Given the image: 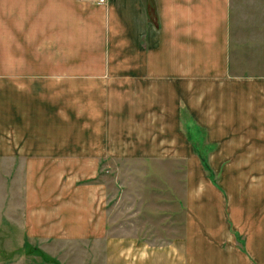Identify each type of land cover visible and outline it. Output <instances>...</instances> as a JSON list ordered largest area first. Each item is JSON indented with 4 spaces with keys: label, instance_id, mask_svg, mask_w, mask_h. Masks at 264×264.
<instances>
[{
    "label": "crops",
    "instance_id": "1",
    "mask_svg": "<svg viewBox=\"0 0 264 264\" xmlns=\"http://www.w3.org/2000/svg\"><path fill=\"white\" fill-rule=\"evenodd\" d=\"M98 3L0 0V86H9L0 98V157L23 162L24 229H54L58 239L103 238L105 264H264V125L233 120L257 117L264 78L232 77L226 70L229 0H108L107 8ZM34 73L50 76L35 85L77 86L68 91V106L78 109L75 103L87 93L92 112L73 122L75 117L59 115L70 110L65 105L52 112L40 105L34 115L32 95L12 89L32 90ZM180 102L186 103L187 119L195 116L207 126L175 122L172 116L185 118ZM81 119L84 139L75 137ZM34 123H40L36 132ZM224 131L230 136L218 137ZM200 133L208 145L218 143L211 164L224 167L229 188L215 193L203 173L197 189L192 177L190 198L200 202L189 214L199 216L169 224L182 230L169 245L139 243L140 234L112 240L107 189L81 180L114 157L152 156L174 143L179 156L201 166L193 142ZM215 194L216 212L223 215L208 221L205 199Z\"/></svg>",
    "mask_w": 264,
    "mask_h": 264
},
{
    "label": "rangeland",
    "instance_id": "2",
    "mask_svg": "<svg viewBox=\"0 0 264 264\" xmlns=\"http://www.w3.org/2000/svg\"><path fill=\"white\" fill-rule=\"evenodd\" d=\"M100 4L106 8L109 6L108 0ZM4 8L0 4V14L5 12ZM228 23L230 47L225 55L226 70L232 77L241 73L264 78V0H229ZM40 77L50 76L34 73L32 90L29 86L12 88L17 91V95L21 93L32 95L34 115H40L38 113L41 112L40 105L45 106L50 112L55 111L62 104L65 105L70 110H65L59 115L75 117L73 122L78 121L77 115H88L92 112L88 108V101H84L89 97L87 93H82V101L75 103L79 106L78 109L72 110L68 106L71 104L68 91L77 86L35 85L40 83ZM260 86H263V83L257 82V87ZM8 92L9 86H0V98H6ZM64 92L66 96L63 95ZM257 92L260 91L257 89ZM51 95L60 100H51ZM261 95V98L255 100L258 108L257 117L250 121L245 118H233L235 125L248 126L251 123L250 126L256 125L259 128L264 125V94ZM179 104L185 118L172 116V119L175 122L180 120L181 127L189 124V119L195 126H207L195 116L187 119L186 103ZM53 107L56 109L53 110ZM80 122L81 132L75 137L84 139L88 137L86 132L85 136H82L86 123L83 119ZM37 125L36 128L34 123L36 128L34 132L40 128V123ZM211 127L215 128L216 125ZM156 128L164 132L160 126ZM194 136L200 139L193 142L201 166L190 165L187 159L179 156L174 145L177 143H174L172 149H162L152 156L137 159L114 157L110 163L106 161V165H99L96 174H90L88 178L81 180V183L85 181L102 183L107 189V220L112 227L108 233L112 235V240L124 235L140 234L139 243L160 242L162 246L169 245L172 243L170 241L172 237L182 233V230L168 228L169 224L197 220L196 217L199 216L194 213L196 216L192 215L191 218L189 214V210H193V206L200 202L199 200L193 203L190 198L192 177L197 189L200 188L203 173L208 180V186L211 184L216 189L215 193H224V190L229 188L225 184L228 183L229 177L224 173V167L211 164V155L218 143L213 142L209 145L205 143L208 139L205 134ZM219 136L227 138L230 134L224 131L219 133ZM13 158L0 157V264H105L109 251L104 250L108 241L103 238L69 236L58 239L56 235L51 234L57 232L54 229L46 228L42 231L33 228L24 229L25 168L21 159ZM205 201L210 209V213L205 215V220L216 221L223 215L216 212L218 204L216 194L206 198ZM240 244L243 245L242 242Z\"/></svg>",
    "mask_w": 264,
    "mask_h": 264
},
{
    "label": "water",
    "instance_id": "3",
    "mask_svg": "<svg viewBox=\"0 0 264 264\" xmlns=\"http://www.w3.org/2000/svg\"><path fill=\"white\" fill-rule=\"evenodd\" d=\"M148 11L152 20H154V22L157 23L156 10L154 5H152V3L148 4Z\"/></svg>",
    "mask_w": 264,
    "mask_h": 264
},
{
    "label": "built area",
    "instance_id": "4",
    "mask_svg": "<svg viewBox=\"0 0 264 264\" xmlns=\"http://www.w3.org/2000/svg\"><path fill=\"white\" fill-rule=\"evenodd\" d=\"M98 1H100V3H101V2H104L105 0H98Z\"/></svg>",
    "mask_w": 264,
    "mask_h": 264
}]
</instances>
